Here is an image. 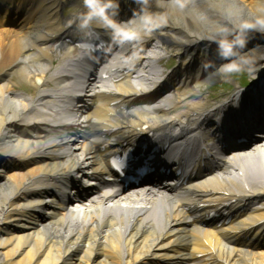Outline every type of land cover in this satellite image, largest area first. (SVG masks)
<instances>
[{
	"label": "bare ground",
	"instance_id": "bare-ground-1",
	"mask_svg": "<svg viewBox=\"0 0 264 264\" xmlns=\"http://www.w3.org/2000/svg\"><path fill=\"white\" fill-rule=\"evenodd\" d=\"M162 14L155 20L159 28L154 32L152 29L155 26L148 28L144 21L135 22L129 28L158 34L163 44L177 45L182 49L220 39L223 29H227V38L244 32L249 37V47L242 52V56L249 61L245 66L255 70L264 67V40L252 36L254 33L257 36L264 34V0H183L181 4L165 7ZM2 33L0 32V70L6 64H11L15 73L19 72L23 76L28 74L35 79L38 66L27 65L26 61L31 58L27 56L26 43L16 35H7L11 33L8 30ZM39 42L46 48L45 51L49 49L48 40ZM227 73L230 72L220 68L219 74ZM30 109L31 105L15 100L10 95L9 87L0 91V154L9 151L30 154L48 148L49 145L43 143L29 145L13 137V123L28 116ZM182 114L185 120L186 110ZM158 123V120L146 119L140 125L156 126ZM148 130L149 127L144 132ZM59 146L54 144L51 148L56 150ZM262 154L261 159L264 161V151ZM92 155L90 146L81 155L71 158L63 153L57 154L49 158L50 163H39V166L32 167L26 174H11L7 177L8 182L0 186V264H147V259L178 251L179 255L190 252H187L185 264H264L263 254H252L246 262L245 258L249 255L238 251L243 259L240 263L226 252L228 243L224 244L219 239L214 243V232L206 235L207 241L204 243L195 228L187 230L188 238L184 237V242L179 243L181 238L173 234L177 231L166 235L163 233L170 229L169 221L155 223L160 219L153 216L137 221L132 218L134 210L131 209H118L105 215L95 207L65 218L55 217L50 224L40 223L37 218L32 219L35 214L33 211L38 208L36 202L29 201L31 199L28 198L32 195L33 187L37 189L45 186V182H39L44 176L53 173H66L84 165L94 168L99 157ZM31 161L40 162L30 159L29 164ZM98 166L100 168L95 170L100 175L105 171V166L102 161ZM245 175L250 176L249 170ZM227 182L223 186L224 192L231 191L232 187L233 190L240 189L237 191L246 201L262 202L264 199V183L257 185L256 192L245 194L243 188L247 184L243 175L240 178L235 176V180ZM233 199V196L216 194L213 201L223 200L224 203ZM199 201L204 203L205 197H201ZM240 203L242 202L236 201L232 206ZM261 219H264V207L257 211H247V217L239 223L247 227ZM226 230L228 234L234 227L230 226ZM177 243L179 249L176 247ZM259 245L262 244L255 246ZM197 254H202L204 259H198Z\"/></svg>",
	"mask_w": 264,
	"mask_h": 264
},
{
	"label": "clouds",
	"instance_id": "clouds-1",
	"mask_svg": "<svg viewBox=\"0 0 264 264\" xmlns=\"http://www.w3.org/2000/svg\"><path fill=\"white\" fill-rule=\"evenodd\" d=\"M223 32L222 38L215 40L217 44L218 55L225 60H229L227 65H222V69L232 72L241 71L245 65L249 63L247 58L244 56H238L237 49H242L244 47L245 41L240 37H233L232 39L227 38V29L221 30ZM125 37L128 39L136 38V34L133 32H126ZM232 57H238L236 60H232Z\"/></svg>",
	"mask_w": 264,
	"mask_h": 264
},
{
	"label": "rangeland",
	"instance_id": "rangeland-1",
	"mask_svg": "<svg viewBox=\"0 0 264 264\" xmlns=\"http://www.w3.org/2000/svg\"><path fill=\"white\" fill-rule=\"evenodd\" d=\"M232 74H226V77H230V75L232 76L233 74H235L236 72H231ZM241 76H243L242 74L239 76V78L241 77Z\"/></svg>",
	"mask_w": 264,
	"mask_h": 264
}]
</instances>
